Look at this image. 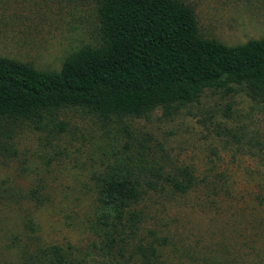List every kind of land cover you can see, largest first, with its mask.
<instances>
[{
	"label": "rangeland",
	"instance_id": "374dc122",
	"mask_svg": "<svg viewBox=\"0 0 264 264\" xmlns=\"http://www.w3.org/2000/svg\"><path fill=\"white\" fill-rule=\"evenodd\" d=\"M181 1L193 9L202 38L229 46L264 38V0ZM97 3L0 0V58L59 71L70 53L99 43ZM233 87L205 89L170 117L161 108L105 119L63 107L36 122L0 119V162H11L0 164V186L38 188L42 197L39 205L0 203V239L18 233L28 208L44 242L87 254L98 239L102 180L134 170L141 182L163 186L135 209L143 214L141 236L168 239L171 264H264V102ZM183 168L194 185L175 193L164 179ZM14 256L0 248V264H13Z\"/></svg>",
	"mask_w": 264,
	"mask_h": 264
},
{
	"label": "trees",
	"instance_id": "16d2710c",
	"mask_svg": "<svg viewBox=\"0 0 264 264\" xmlns=\"http://www.w3.org/2000/svg\"><path fill=\"white\" fill-rule=\"evenodd\" d=\"M97 17L99 43L70 53L57 72L0 58V119L36 122L63 107L86 108L105 119L141 118L161 108L170 117L205 89L234 92L235 85L264 102V38L234 46L202 38L193 9L181 0H98ZM137 167L142 173L143 164ZM164 180L180 194L194 185L187 168ZM159 185L141 182L134 170L102 180L98 239L87 254L44 242L28 208L21 229L0 239V248L14 253L13 264H171L164 252L168 239L154 232L141 236L143 214L135 209L149 190H162ZM0 203L39 205L42 197L38 188L0 186ZM90 250L99 260H91Z\"/></svg>",
	"mask_w": 264,
	"mask_h": 264
}]
</instances>
